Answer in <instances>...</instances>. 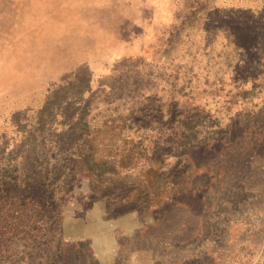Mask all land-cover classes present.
Wrapping results in <instances>:
<instances>
[{
    "label": "rangeland",
    "instance_id": "374dc122",
    "mask_svg": "<svg viewBox=\"0 0 264 264\" xmlns=\"http://www.w3.org/2000/svg\"><path fill=\"white\" fill-rule=\"evenodd\" d=\"M237 9L264 0H0V153L119 115L188 174L160 209L112 212L77 177L46 240L0 264H264V46L231 38Z\"/></svg>",
    "mask_w": 264,
    "mask_h": 264
},
{
    "label": "trees",
    "instance_id": "16d2710c",
    "mask_svg": "<svg viewBox=\"0 0 264 264\" xmlns=\"http://www.w3.org/2000/svg\"><path fill=\"white\" fill-rule=\"evenodd\" d=\"M235 15L239 18L224 17L230 26L226 30L234 40L237 29L252 31L253 53H258L264 46V13L237 9ZM247 32L238 30V35L244 38ZM255 61L252 64L257 66ZM182 126L184 131L174 135L175 143L191 136L192 130L182 123L179 130ZM73 129L77 135L70 133ZM68 131L43 138L41 133L23 141L27 152L0 153V256L9 259L15 254L14 239L27 255L46 240L57 204L70 195L77 177H85L90 191L106 200V212L136 204L160 209L184 188L187 170L165 161L164 146L173 144L159 129L133 135L127 133L125 117L110 115L97 123H69ZM46 141L53 144V151L46 150Z\"/></svg>",
    "mask_w": 264,
    "mask_h": 264
}]
</instances>
